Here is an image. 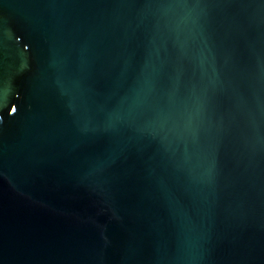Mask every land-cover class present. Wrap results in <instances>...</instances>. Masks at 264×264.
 Masks as SVG:
<instances>
[{"label":"water","instance_id":"95a60500","mask_svg":"<svg viewBox=\"0 0 264 264\" xmlns=\"http://www.w3.org/2000/svg\"><path fill=\"white\" fill-rule=\"evenodd\" d=\"M0 264H264V0H0Z\"/></svg>","mask_w":264,"mask_h":264}]
</instances>
